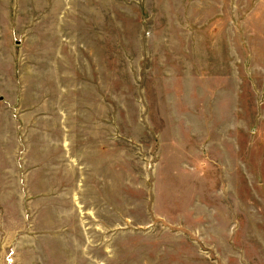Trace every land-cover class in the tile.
Masks as SVG:
<instances>
[{"label": "rangeland", "instance_id": "obj_1", "mask_svg": "<svg viewBox=\"0 0 264 264\" xmlns=\"http://www.w3.org/2000/svg\"><path fill=\"white\" fill-rule=\"evenodd\" d=\"M0 28V264H264V0H0Z\"/></svg>", "mask_w": 264, "mask_h": 264}, {"label": "crops", "instance_id": "obj_2", "mask_svg": "<svg viewBox=\"0 0 264 264\" xmlns=\"http://www.w3.org/2000/svg\"><path fill=\"white\" fill-rule=\"evenodd\" d=\"M13 5V4H12ZM7 7H8V5H7ZM71 8V7H70ZM8 15H9V12H8ZM6 22H7V27H6V29H3V32H4V35H5V37L7 36V37H9L10 38V41H11V44L13 43V45H15L14 44V42H16V46H18V44H19V42L18 41H16V40H14V37H18V36H22L23 34H24V32L22 33V31L21 30H18V29H16V27H15V24L13 25L12 24V22H11V20H10V18H9V20H7L6 19ZM8 24H9V27H8ZM56 29H58V28H56ZM57 37H59V39L62 41V43H60L58 46H59V48H60V51H64V48H65V45H66V42L67 43H70L71 45L72 44H76V39L78 38L77 36L75 37V35H76V32H74V34H69V35H64L63 34V32H62V30H61V26H59V29H58V31H57ZM65 37H64V36ZM0 36H1V28H0ZM2 38V37H1ZM5 40V39H4ZM20 45H21V42H20ZM45 47V46H44ZM14 52H15V50H13V53L9 56L10 58H11V60H12V58H13V60H12V63H13V61H14V59H15V55H14ZM41 68L43 69V74H45V71H46V68H47V66H48V64L50 63V65H51V68L53 67V69H54V72H56V73H58V67H56V65L53 63V61L50 59V60H48V61H46V56H45V52H44V55L42 56V59H41ZM16 66V65H15ZM22 67V66H21ZM16 69L18 68V70H19V65L17 66V67H15ZM31 68H28V67H22L21 68V74L24 72V71H26V70H28V72H29V70H30ZM23 71V72H22ZM31 71V70H30ZM20 72L18 71V72H16V70L14 69V65H12V67H10V74H11V78L9 79L10 81H11V83H13V85L17 88L18 87V83H16V77H14V75H15V73L18 75V78H19V74H20ZM60 78H62V75L60 74ZM45 78H42V80H44ZM16 80V81H15ZM43 85H45V83H43ZM61 88V87H60ZM263 91H264V89H263ZM3 100V98L2 97H0V100ZM43 99H45V98H42L41 99V101L43 100ZM40 103V102H39ZM42 103H44L43 101H42ZM56 103L58 104L59 103V105H61L62 104V97H58V99H57V101H56ZM63 114H65V113H63ZM62 114V115H63ZM73 114V112H72V109L70 108V113H69V116H67L68 118H69V120H72V117H71V115ZM75 114H76V112H75ZM65 117V121L67 120V117L66 116H64ZM64 126H65V123H64ZM64 131H66V130H64ZM64 133V132H63ZM65 137H67L68 135H69V131H66L64 134H63ZM60 136H61V134H60ZM72 143H73V141L72 140H66V142L64 141V144H62V148L63 149H66V147H69V151L70 152H72L71 150H72V147H71V145H72ZM65 146V147H64ZM69 152V153H70Z\"/></svg>", "mask_w": 264, "mask_h": 264}]
</instances>
